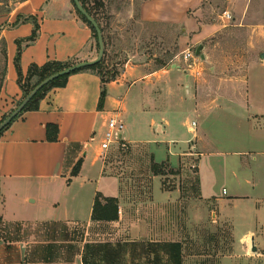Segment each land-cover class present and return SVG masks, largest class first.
<instances>
[{"label":"crops","instance_id":"1","mask_svg":"<svg viewBox=\"0 0 264 264\" xmlns=\"http://www.w3.org/2000/svg\"><path fill=\"white\" fill-rule=\"evenodd\" d=\"M203 2L145 0L140 14L148 22L184 23L187 32L192 33L190 40L197 43L212 29L203 28L200 32L199 25L187 13L189 9H199ZM12 16H20L22 20L0 30L7 55L0 92V123L22 100L15 65L18 40H23L20 67L24 76L33 64L92 61L98 56L92 30L77 13L72 0H26L20 2ZM28 17H35L40 27L36 40L31 42L24 41L34 30L31 21L25 20ZM244 25L252 29L259 26ZM186 41L182 37L181 44ZM205 49L203 45L202 52ZM205 56L209 62L210 56L206 53ZM260 68H264L263 63L252 62L246 85L222 93H206L204 87L199 91L200 81H197L198 90L194 89L192 76L183 71L186 96L192 102L194 113L202 119L193 120L189 125V139L177 133L168 136L165 143L168 154L163 160H156L154 153L143 147L153 176L149 199L138 198L133 184L125 183L121 175L114 174L113 168L104 163L103 159L121 148L120 145L114 144L104 153L98 139L109 115L125 105L121 90H125L126 97L142 80L153 94L165 100L172 91L173 84L167 74L173 68L146 71L141 66L126 65L120 76L105 86L96 73L81 71L70 75L64 87L48 90L38 110L24 112L0 135V264H184L183 228L177 225L184 214L182 204L187 206L192 227L199 223L200 211L205 215L204 207H213L212 223L232 227L236 249H245L249 238L252 245L258 247V242L264 245V148L261 147L264 145V86H257L251 80L253 69ZM210 69L215 70V66ZM103 87L106 98L100 110ZM124 115L121 114L125 125L122 144L132 150L128 161L135 162L133 154L143 142L135 139L136 134L131 125L127 126ZM163 117L151 119V132L171 135L172 123ZM218 122L237 126L234 131H224L221 140L232 144L245 140L252 143L256 139V144L215 150L213 144L220 139L214 137L213 128ZM48 124L58 126L57 141L47 139ZM179 141L189 145L188 148L177 147L175 151L174 145ZM207 158L215 165L214 173L219 171L224 179L219 192L207 190L205 180L213 172L205 165ZM79 160L82 161L80 172L72 176ZM194 160L198 196L183 202L179 186L166 188L162 183L158 165L181 164L184 176L191 172L185 166ZM155 179L159 180L157 186H154ZM97 194L117 200L116 220L93 219ZM171 220L173 224H169ZM239 223L245 226L240 234ZM93 224H109L113 228L111 241L120 240L95 246L88 243L87 227ZM75 234L79 238L78 246L72 241ZM92 249L96 254L94 259ZM220 260V264L234 262L230 256Z\"/></svg>","mask_w":264,"mask_h":264},{"label":"rangeland","instance_id":"2","mask_svg":"<svg viewBox=\"0 0 264 264\" xmlns=\"http://www.w3.org/2000/svg\"><path fill=\"white\" fill-rule=\"evenodd\" d=\"M100 1L103 6L95 4V0H87L88 6L96 9L101 25L105 29L107 48H105V68L102 77L107 79L115 75L116 80L126 65L141 66L146 71H153L160 66L163 60H168L171 57L170 63L165 69H170L173 64L178 65V68L171 69L172 72L167 74L173 85L172 91L169 92L170 96L165 100L157 93L153 94L142 80L129 90L126 97L125 90H121L120 95L125 98V105L121 106L120 113L125 114L124 120L127 122V126L131 125L132 131L136 134L135 139L143 144H140L139 148L135 150L137 153L133 154L136 156L137 161L135 160V162L128 161V156L132 151L129 146L118 148L103 159L106 165L113 168L114 174L121 175L125 183L133 184L134 192L138 198L149 199L152 197L153 176L145 161L144 151L146 149L143 147L150 149L156 160H163L168 154L167 146H165L169 140L168 136L173 137L177 133L180 137L189 139L191 136L189 125L193 120L200 122L202 119L194 113L192 102L185 93L187 83L184 81V75L189 72L185 70L187 67L182 53L188 49L195 52L196 47L201 43L206 46L203 53L210 56L209 62L207 60L203 62L198 57L203 62V74L197 77L192 76L194 89L198 90L197 81L202 83L199 91H203L204 87L206 93H222L236 87H244L250 64L254 61L264 64V58L261 57L264 53V0H204L199 9H189L187 17L194 19L196 25H199L200 32L203 28L212 29L209 35L205 34L206 36H202L197 43L190 40L193 38L192 33L187 32L188 27L186 28L184 23L170 24L143 20L140 10L145 0ZM20 2L22 0H0V30L2 26H11L22 20L20 16H12ZM225 12L230 13L233 18L227 20L224 16ZM31 23L34 25L32 21ZM244 24L259 26L257 29H252ZM182 37L187 39L185 44H181ZM3 41L0 38V81L4 67ZM212 66H215V70L210 69ZM251 77L255 85L264 86V68L253 69ZM126 109L127 113H125ZM164 115L165 117H163ZM109 116H114V113ZM162 117L172 123L171 135H163L158 131L151 132L149 127L151 119L160 120ZM236 127L221 122L214 125V137L220 139V142L216 143L217 141H215L213 144L215 150L225 151L244 146L251 147L256 144V139L252 143L245 140L232 144L221 140L224 138V131L225 133L227 130L234 131ZM102 134L98 139V145H100ZM151 139V143H145L146 140ZM174 146V150L178 151L177 147L186 149L189 145H183L182 141H179ZM261 147L264 148V145ZM209 159H205V165L210 170L212 168L213 172L205 180L208 185L207 190L219 192L222 190L224 179L220 177L219 171L218 174L214 173L215 165ZM195 165L196 160L190 161L185 167L191 172H186L184 176H182L181 164L173 167L165 164L158 165L162 183L166 188L179 186L182 190L183 202L198 196ZM157 182L159 180L155 179L154 186L158 185ZM105 183L106 180H104V184L102 183L104 187ZM182 208L183 218L180 220L181 222L177 221V225L181 224L183 228L181 240L184 264H220L219 261L222 257L229 256L234 260L231 264H264V245L258 242L257 251L253 252L252 239L249 238L245 242V249L240 247L236 249L232 227L227 224L212 223L213 217H215V214L212 216L211 212L213 207L211 209L204 207L205 215L200 211L199 223L193 227L188 222L187 206L182 204ZM200 208L202 209V206ZM204 217L205 220L202 221ZM171 222L169 224L174 223L173 220ZM87 228L90 231L87 241L94 246L111 244L112 241L114 243L119 239L115 238L111 241L113 228L109 224H93ZM239 229L238 234L245 229V226L241 223ZM78 240V235L75 234L72 241L77 246ZM142 240L147 241L148 239ZM92 254L94 259L96 257L94 249H92Z\"/></svg>","mask_w":264,"mask_h":264},{"label":"trees","instance_id":"3","mask_svg":"<svg viewBox=\"0 0 264 264\" xmlns=\"http://www.w3.org/2000/svg\"><path fill=\"white\" fill-rule=\"evenodd\" d=\"M26 1V0H22ZM73 4L74 1L72 0ZM80 2L82 3L84 9L98 22L101 30H102V34H103V38H104V44H105V48H107V42H106V37H105V29L104 27L101 25V22L99 20L98 14L96 9L91 8L88 6V2L87 0H80ZM95 4H98V6H103L102 1L100 0H95ZM75 6V4H74ZM76 8V6H75ZM77 13L81 16V18L83 19L84 22H86L93 33L94 38L96 39V47L97 50L99 49V45H98V36H97V32L96 29L92 26V24L78 11V9L76 8ZM25 20H29L32 21L34 23V30L31 34L30 37H28L26 40L24 41H34L36 40L37 36H38V31H39V24L37 22V19L35 17H28ZM22 42L23 40H18L17 44H18V51H17V55L15 58V65L17 68V72H18V84L22 90V100L29 94V92L37 85L39 84L42 80H44L46 77L59 72L69 66H72L78 62H74V61H69V62H60V61H50L45 63L42 66L33 64L30 66L28 73L26 76L23 75L21 67H20V57H21V52H22ZM4 47L2 49L3 53V61H4V67H3V74H2V80L0 81V92L3 86V82H4V78H5V74H6V45L5 42L3 41ZM105 56H106V50L104 51V56L102 58V60L100 62H97L93 65L84 67L82 69L76 70L75 72L65 75L63 77H60L56 80H54L53 82H51L50 84H48L47 86H45L42 90H40L31 100L30 102L25 106V108L23 109V111L17 115L11 122L10 124L16 119L18 118L20 115H22L24 112L27 111H34V110H38L39 108V102L40 100L44 97L45 93L52 89V88H58V87H64L67 84L68 78L70 75L77 73V72H81V71H92L94 73H96L98 76H100L103 85L105 86V84H107L110 81L115 80V75L112 76L111 78H104L102 77V72L105 68ZM170 56V55H168ZM171 57V56H170ZM172 58V57H171ZM171 58H168V60H163L160 64V66L156 69H161L164 68L166 66L169 65V61L171 60ZM35 79V80H34ZM105 98H106V91L103 87L102 89V93H101V97L99 100V105L98 108L100 110L103 109V105L105 102ZM21 100V101H22ZM20 101V102H21ZM20 102L16 105V107L20 104ZM15 107V108H16ZM14 108V109H15ZM12 109L10 111V113L14 110ZM9 113V114H10ZM8 114V115H9ZM4 116L2 121L8 116ZM1 121V122H2ZM10 124H8L1 132V133L8 127L10 126ZM46 132H47V139L49 141H57L58 140V133H59V128L57 125L55 124H48L46 126ZM81 164L82 161L79 160L76 165L73 167L71 175L72 176H77L80 172V168H81ZM154 169L155 172V165H153L152 167ZM157 172V171H156ZM102 200H104V202H102ZM118 218V202L115 198H107V197H103L101 194H97L96 198H95V202H94V206H93V219L94 220H102V221H114ZM176 247H179V245H174Z\"/></svg>","mask_w":264,"mask_h":264},{"label":"water","instance_id":"4","mask_svg":"<svg viewBox=\"0 0 264 264\" xmlns=\"http://www.w3.org/2000/svg\"><path fill=\"white\" fill-rule=\"evenodd\" d=\"M76 8L78 11L92 24V26L96 29L97 36H98V56L96 59L92 61H83L76 63L72 66H69L59 72H56L48 77H46L44 80H42L39 84H37L30 92L29 94L20 102V104L0 123V132L8 125L10 122L17 116L19 115L25 106L30 102V100L40 91L42 90L45 86L53 82L54 80L63 77L65 75L71 74L75 72L76 70L82 69L84 67L93 65L97 62H100L104 56V51H105V44H104V38L102 34V30L98 24V22L84 9L82 3L80 0H73ZM203 50V44H199L196 49H195V55L197 57H200L202 61H206V56L202 52ZM262 58H264V53L261 55ZM172 68H178V65L173 64ZM252 251L256 252L257 248L255 245H252Z\"/></svg>","mask_w":264,"mask_h":264},{"label":"built area","instance_id":"5","mask_svg":"<svg viewBox=\"0 0 264 264\" xmlns=\"http://www.w3.org/2000/svg\"><path fill=\"white\" fill-rule=\"evenodd\" d=\"M224 16L227 20H231L233 17L230 13L225 12ZM183 60L186 63V72L191 76H201L203 74V62L195 55L194 51L190 49L185 50L183 53ZM105 131L102 134V139L100 140V149L102 152H107L114 144L120 145V147L125 148L126 145L122 144L123 132L125 125L121 120L120 109L114 111V116L108 117L105 124Z\"/></svg>","mask_w":264,"mask_h":264}]
</instances>
